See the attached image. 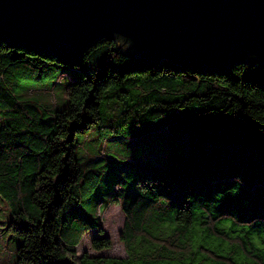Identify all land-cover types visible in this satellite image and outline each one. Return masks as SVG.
<instances>
[{"label": "trees", "instance_id": "16d2710c", "mask_svg": "<svg viewBox=\"0 0 264 264\" xmlns=\"http://www.w3.org/2000/svg\"><path fill=\"white\" fill-rule=\"evenodd\" d=\"M79 75L53 112L22 90L58 70ZM27 88V89H26ZM0 196L20 236L16 264H264V66L203 73L169 60L139 62L105 38L74 63L0 42ZM138 137L168 128L188 153L147 169L124 196L127 257L79 255L101 219L83 203L100 174L75 156L78 133ZM111 247L108 236L92 240Z\"/></svg>", "mask_w": 264, "mask_h": 264}, {"label": "water", "instance_id": "95a60500", "mask_svg": "<svg viewBox=\"0 0 264 264\" xmlns=\"http://www.w3.org/2000/svg\"><path fill=\"white\" fill-rule=\"evenodd\" d=\"M105 38L139 62L210 74L264 66V0H0L10 48L76 63Z\"/></svg>", "mask_w": 264, "mask_h": 264}, {"label": "rangeland", "instance_id": "374dc122", "mask_svg": "<svg viewBox=\"0 0 264 264\" xmlns=\"http://www.w3.org/2000/svg\"><path fill=\"white\" fill-rule=\"evenodd\" d=\"M78 75L74 71L59 69L49 79L30 83L28 90L21 91V99L37 102L52 112L60 110L68 101L67 85ZM74 145L81 169L84 172L92 169L100 174L98 189L85 199L83 206L91 216L97 211L103 227L102 234L98 229L88 232L78 245L77 252L90 257L125 258L127 252L121 239L125 215L119 204L106 206L111 198L109 193L124 196L134 188L135 180L145 170L165 168L174 156L186 155L189 145L168 128L138 137L119 136L102 142L97 138L95 125L78 133ZM9 220V206L0 196V264H16L18 247L22 242L20 236L8 229ZM101 235L110 238V248L96 250L92 247L93 238Z\"/></svg>", "mask_w": 264, "mask_h": 264}]
</instances>
